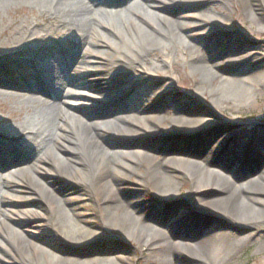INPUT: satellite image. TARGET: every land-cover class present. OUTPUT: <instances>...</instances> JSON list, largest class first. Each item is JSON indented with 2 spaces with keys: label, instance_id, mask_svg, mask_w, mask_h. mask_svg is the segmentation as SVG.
Listing matches in <instances>:
<instances>
[{
  "label": "bare ground",
  "instance_id": "6f19581e",
  "mask_svg": "<svg viewBox=\"0 0 264 264\" xmlns=\"http://www.w3.org/2000/svg\"><path fill=\"white\" fill-rule=\"evenodd\" d=\"M169 2L180 7L199 6L204 9L200 14L186 17L193 21L192 24L180 25L155 15L165 26L154 27L158 35L154 37L138 31L141 28L136 17L146 14L150 8L163 10L164 4L168 3L165 0H0V12L21 7L26 10L25 15L33 16L32 20L25 18L23 21L17 16L13 18L11 28L0 41V73L6 74L10 70L9 74H23L30 78V87L22 89L26 92L19 94L1 90L7 82L1 81L0 77V99L17 105V110H10L8 120L0 125V169L5 170L20 162L35 168L47 166L53 156L57 158L55 151L64 152L67 158L57 159L75 173L77 179L62 177L63 182L72 192L76 191L81 195V190L85 188L89 194L80 199L81 203L87 202V205L96 207L101 219H109L110 224L125 228L124 241L134 240L137 247L141 250L145 247V251L149 253L156 250L168 252L171 248L177 250L169 240V235L178 232L183 240L182 247L193 252L188 264H235L239 248L257 236L254 231L245 233L246 229L258 228L262 223L257 222L254 217L264 209V129L244 132L235 130L230 137L224 136L222 133L225 123L190 119L188 106L180 99H174L172 92L163 94L168 85H160L152 77L159 68L165 71H172L175 67L184 68L190 76L196 78L199 85L208 82L215 89L220 88L215 94L209 95L211 109H216L214 104L219 97L230 103L234 101L235 82L244 80L248 83L254 74L263 70L264 58L243 44L236 34L227 37L223 44L219 40L215 41L220 33L233 29L222 20L208 16V13L213 10L215 15L228 17L229 7L235 4L253 22H262L255 17L254 0ZM262 3L264 9V0ZM202 17L205 19L201 20ZM198 20L208 26V38L217 43L216 48L224 45L220 54L226 55L229 63H232L227 70H221L220 75L212 71L213 68L207 64V59L196 42H187L180 33L198 27ZM112 32L113 36L121 40L126 35V54L109 41ZM222 37L226 38L224 35ZM163 41H166V45L161 43ZM99 45L111 49L118 58L105 59L102 53L93 50ZM172 49L175 55H172ZM176 51L181 52L182 56L178 57ZM28 55L30 58L24 63L13 62V59ZM152 55L156 60L150 65ZM88 59L108 62L110 67L105 80L107 85L111 84L115 99L123 104L125 102L123 108L126 111L136 109L131 104H141L142 110V103L148 104L156 99L154 104L160 112L165 113V116L155 113L144 115V110L140 111L139 108V116H133L132 121L139 120L144 124L151 122L157 128L160 123L167 121L170 128L175 125L180 128L150 129L144 125L139 126V129H115L108 136H175L177 145H181L183 141L181 146L185 149L198 152H202L215 140L214 155L209 153L203 159L190 160L188 156L168 157L163 155L165 151L160 156H155L149 151L139 150L133 155L140 157V162L133 160L131 163H116L113 154L119 153L118 148L105 149L102 139L106 135L88 129V124L75 114L78 104L73 99L79 94L69 88L72 78L68 75V70L80 72L82 77L90 75L96 68L87 65L98 62L92 63ZM5 63L11 64L7 66L9 70H2ZM79 65L87 67H80L82 71H77ZM213 66L219 67L218 64ZM29 68L32 69L31 72L28 71ZM145 74L146 78L140 77ZM110 78L114 79L113 83L109 81ZM40 92L46 99H40L36 95ZM170 111L177 113L174 112L170 118ZM0 112L7 110L0 108ZM81 124L86 128L83 132L80 130ZM193 126H198V129H188ZM243 136L248 140L246 145L240 144ZM219 154L226 156L225 161H216ZM138 167L142 169L141 172ZM238 168L245 176V182L241 184L232 180L235 169ZM6 181L7 178L0 175V202L5 200V209L0 211V231L2 228L14 231L19 223L9 216L10 209L15 206L6 201L5 189L9 184ZM43 185L45 184H42L43 193L48 196L49 190ZM185 185L188 187L180 193ZM148 194L153 195L152 200H146ZM48 197L51 205L46 209V216L32 214V222L44 219L48 231L57 238H63L71 247H83L104 239L99 232L90 230L84 236L80 228L73 231L68 210L61 201ZM19 201L18 207L29 211L43 207L40 202L31 198ZM182 206H186L188 210L186 216L183 213L175 224L172 223ZM147 212L151 214L148 215ZM89 213L93 216L91 211ZM158 223L164 226L159 231L152 226ZM178 224L182 227L179 225L180 228L174 230ZM88 225L97 227L91 220ZM110 227L106 223L101 224L99 229L106 231ZM194 239L197 241L192 244ZM31 245L15 237L7 243L9 250H16L24 257L21 262L25 264V259L31 261L26 251L28 247H34ZM212 246L217 247L213 261L209 257ZM66 256L61 253L53 259L73 264ZM9 258L0 249V264H9ZM122 261L119 257L113 260L121 264ZM147 262L171 264L168 260Z\"/></svg>",
  "mask_w": 264,
  "mask_h": 264
},
{
  "label": "rangeland",
  "instance_id": "374dc122",
  "mask_svg": "<svg viewBox=\"0 0 264 264\" xmlns=\"http://www.w3.org/2000/svg\"><path fill=\"white\" fill-rule=\"evenodd\" d=\"M165 1L168 3L164 4V8L162 7L163 10L150 8L146 14L141 17H136L138 26L141 28L138 30L141 31L140 33L150 34L154 37L158 36L154 31V27L163 28L165 24L157 19L155 15L169 21L171 20V22L180 25L192 24L193 21L191 19H186V17H190L194 14H200V12L204 9V7L199 6L180 7L176 6L174 3L170 4L169 1L171 0ZM262 6V0H254V14L255 17L262 22V24L253 22V19L248 17L245 12H243L242 8L236 6L235 4H233V7H229L228 17L224 18L219 15H215L213 10H210V14L208 13V16L222 20L225 22L226 26H232L233 29L232 31L225 30L220 33L215 41L219 40L218 42L223 44L227 40V37H232L233 34H236L243 44L247 45L249 49L264 58V9ZM25 11L26 10H23L21 7H13L8 9V11L3 10L0 12V41L5 38V33L11 28L12 20L16 16L20 21L25 20V18L30 20L33 19L32 15H25ZM203 19L205 18L202 17L201 20ZM201 20H198V27L193 29L189 28L186 31H180V33L183 36V39L187 42H196L201 53L205 55L207 64L213 68L212 71L220 75L222 74L221 70H227L232 66V63H229L226 55L220 54L224 49V45L216 48L217 43L208 38V26H205ZM111 35L112 36H110L109 41H112L115 45H117L116 47H118L123 54H126V35L122 36V40L113 36V32ZM222 35L226 36V38L223 39ZM161 43L166 45V41ZM95 49L102 53L105 59L109 60L112 57L118 58L111 49L109 50L104 46L99 45L97 48H93V50ZM71 53L73 54V51H71ZM172 55H175L173 49ZM176 55L181 57L182 53L176 51ZM29 58V55L23 56L19 59H13V62L21 61L24 63V61ZM88 60L91 62H98L87 65L90 66V68L97 69H95L94 72H91L90 75H87L89 77H82L80 72H75V70L71 72V70H68V75L72 78L70 82L71 87L69 88L79 94L78 97L73 99V101L78 104H76L77 109L75 114L88 124V129H94L106 135V138L102 139V146L105 149L111 150L113 148H118L119 153L113 154V160L116 163H131L133 160L140 162L141 158L133 155L135 151L139 150H143L144 152L149 151L150 153L155 154V156H160L161 152L165 151L163 152L165 153L163 155L168 157L176 156L177 158H182L188 156L190 160L203 159L205 154L209 153L214 155L216 148H214L213 142H215V140L212 141V143H209L202 152H198L196 150L185 149L184 146H181L184 144L183 141L181 145H177L175 136H166L163 138L108 136L111 133L110 131L115 129H139V126L144 125H147V128L150 129L180 128H178L177 125L170 128L167 126V121L160 123L158 128L151 122H145L144 124V122L139 120L132 121V117L139 116L137 114L143 110L144 115L155 113L165 116V113L160 112L156 104H154L156 99L152 100V102L148 104H146L147 102L142 103L144 104V106H142V110L141 104H131L136 107V109L132 110L130 108L126 111L123 108L125 102L123 104L120 100L115 99V96L112 95L113 89L110 87L111 84L107 85V81L105 80V75L108 73V69L110 67L108 62H99L98 60L93 59ZM155 60L156 58L152 55L150 57V65H153ZM215 64H218L219 67L215 68L213 66ZM7 66H11V64L7 63L6 66H3L4 68H2V70H9ZM87 66L79 65L77 71H82V68L84 69ZM80 67L82 68L80 69ZM31 70V68L28 69L29 72H31ZM9 73L10 70L6 74L4 72L0 73V77H2L1 81L7 82L5 88L1 90L10 93H25L26 91H23L22 89L30 87V78L25 77L23 74ZM99 76H101V78H98ZM140 77L146 78L147 75L145 74ZM112 79L113 78H110L109 81L111 80L112 82L114 80ZM152 79L154 81H158L160 85L165 87L168 85V89L165 90L163 94L172 92L174 99H180L182 103H185L186 106H188L187 111L190 119L200 118L206 121L218 120L221 123H225V130L222 133L224 136L227 135L230 137L235 130L244 132L252 131L253 129H264V68L262 71L254 74L251 79H249L250 81L248 83L244 80L235 82L234 101L227 103L219 97L214 104L216 109H211L212 105L209 95L210 93L215 94L220 90V88L218 87L215 89V86L212 84L210 85L208 82L206 84L203 83V85H199L196 78L190 76L188 71L184 68L175 67L172 68V71L167 69L165 71L159 68ZM164 89L165 88H163V90ZM36 95L40 97V99H46L42 92L37 93ZM0 108L7 110V112H0L1 125L5 120H8L10 110H17V105L4 99H0ZM139 108L140 111H138ZM177 111H170V118L173 117L172 114L174 112L177 113ZM204 113L211 115L209 116ZM83 129L86 128L83 124H81V132H83ZM188 129H198V126L188 127ZM247 143L248 140L245 136L241 137L240 144L246 145ZM55 153L57 154V158H67L64 152L55 151ZM57 158L53 156L47 163V166L42 165L37 168L29 165L28 163L20 162L18 165H11L5 170L0 169V175L7 178V181L9 182L7 186L8 188L5 189V192L7 193L6 201H10L13 206H15L14 209H10L9 216L19 223L16 227H14V231L3 230V228L0 231L1 253L5 252L10 257L8 259L9 264H25L23 261L21 262V259L24 257L16 250H9L7 246V243L11 242L14 237L19 241L29 242L32 244L31 246H34L26 249L31 257V261L25 259L26 264H66L57 262L53 259V257H59L61 253H65L67 255V259L74 262L73 264H121V262H113V260L117 257L123 260L122 264H149L147 260L152 262L168 260L171 264L189 263L193 252L182 247L183 240L178 232H172L169 235V240L175 244L177 250L171 248L172 250L170 249L171 251L169 250L168 252L156 250L149 253L145 251V247L142 250L137 247L134 240L124 241L123 235L126 233L125 228H120L118 225L110 224L109 219H101L99 211L96 207L90 206L89 203V205H87V202L86 204L81 203L80 199L82 197H87L89 194L85 188L81 190V195L76 191L72 192V190L66 186L62 177L76 180L77 175L68 167L64 166ZM225 159L226 156L219 154L216 161L221 162L222 160L225 161ZM234 163L236 164V162ZM138 170L139 172L142 171L140 167H138ZM232 180L238 184L245 182V176L243 175L241 169H235V174L232 177ZM43 183L45 184V186H43L49 190L48 196L61 201L64 208L68 210L67 214L70 217L69 223L73 231L80 228V230L84 232V236H87L86 234L90 230L93 232H99L102 234L104 239L94 242L93 244H87L83 247H71V245L65 242L63 238H57L50 232V230L48 231V226L44 219H38L32 222L30 220L32 214L40 215L42 217L46 216V209L51 205L49 197L43 193ZM187 187L188 185H185V187L180 190V193H183ZM152 197V194H148L146 200H152ZM23 198L34 199L40 202L43 207L38 210L31 209L30 211L25 208H19V200ZM4 203L5 200L4 202H0V211L5 209ZM89 211L92 212L93 216L89 213ZM187 211L186 206L179 207V214L176 219L171 222L175 224L177 219H179V216H182L181 214L184 213L186 216ZM75 213L77 215H75ZM146 214L150 215L151 213L147 212ZM254 219L258 220L257 222H262L261 225H258V228L250 227L246 229L245 233L254 231L257 236L246 245L239 248L235 264H264V209H262L261 213L256 218L254 217ZM89 220L94 221L97 227H91L88 225ZM106 223L111 225V227L106 231L100 230L99 226ZM179 225L180 224L176 225L173 229H179L181 226ZM152 226L158 231L164 227L162 223ZM196 241L197 239H194L191 243L193 244ZM216 249V246H212L210 250L209 257L212 261L214 260V253L216 252Z\"/></svg>",
  "mask_w": 264,
  "mask_h": 264
}]
</instances>
